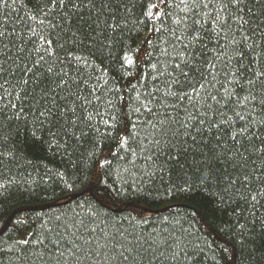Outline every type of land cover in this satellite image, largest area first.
<instances>
[{"label": "trees", "instance_id": "trees-1", "mask_svg": "<svg viewBox=\"0 0 264 264\" xmlns=\"http://www.w3.org/2000/svg\"><path fill=\"white\" fill-rule=\"evenodd\" d=\"M5 2L9 6L0 4V31L12 34L5 42L11 39L21 45L44 20V35L53 41L57 55L63 58L71 52L80 56L81 71L93 76L91 83L96 85L95 77H99V87L105 93L111 90L107 95L111 104L97 109L100 114L93 115L91 127L68 125L65 134L59 113L41 125L35 119L38 110L25 99L24 115L17 119V109L10 104L19 107V88L16 92L8 88L11 95L0 92L4 95L0 101V264H56L45 237H51L49 230L58 225L60 231H67V241L92 242L91 248L85 245L86 252L108 245L99 256L84 259L82 255L80 264H264V197L258 195L264 180L257 179L261 159L253 155L245 167L239 166L245 164L243 160L222 159L215 165L216 179L202 184L197 171L198 167L203 171L199 152L189 150L177 156L165 150L155 164H146L139 154V141L132 143L137 128L143 135L140 121L150 119L143 109L135 111L140 107L136 97L153 87L156 72L152 65L172 42L179 14L174 7L177 0H74L79 7H53L52 0ZM241 15L256 29L253 40L257 47L246 50L243 61L249 65L242 82L246 83L250 73L264 71V56L257 61L264 47V0H246ZM49 21L61 27L47 29ZM15 53L12 49L13 56ZM125 55L135 63H124ZM262 89L264 82H258L254 90L258 97ZM251 131L259 136L264 128ZM216 135L215 129L205 134V151L216 143ZM124 136L128 141L118 143ZM186 139L191 144V137ZM132 150L138 154L133 155ZM238 175L250 176L249 186L238 180L225 192L228 181ZM189 187V191L181 190ZM86 188L89 191L70 198ZM249 192L257 195L256 201H251ZM81 221L90 233L80 227ZM63 225L69 227L65 230ZM172 236L183 239L187 260L183 256L171 259L172 253L160 245L162 238ZM38 239L44 244L37 245ZM21 240L29 244L22 245ZM118 244L132 249L124 253L127 261L119 256L123 249H113ZM60 264L76 262L66 253Z\"/></svg>", "mask_w": 264, "mask_h": 264}, {"label": "snow or ice", "instance_id": "snow-or-ice-1", "mask_svg": "<svg viewBox=\"0 0 264 264\" xmlns=\"http://www.w3.org/2000/svg\"><path fill=\"white\" fill-rule=\"evenodd\" d=\"M0 4L9 6L5 0H0ZM52 4L53 7L57 4L61 7L66 4L79 7L74 0H52ZM242 6L246 7V0H177L174 4V7L179 8V14L171 32L172 42L157 57V63L152 65L156 72L153 87L141 91L136 97L140 107L135 111L143 109L147 117H150L140 121L143 135L137 128L136 135L132 138V143L139 141V154L146 164H155L159 153L165 150L175 152L177 156L189 150L199 152L202 157L199 164L203 171L200 167L197 171L201 173L203 184L216 179L215 165L222 159L234 162L243 160L245 164L239 166L245 167L248 158L256 155L262 160L261 176L257 179L264 180V131L259 136L251 131L254 127L264 128V89L259 97L254 91L258 82H264V71L250 73L246 83H242L245 81L244 74L249 70V65L243 63L245 51H254L257 47L253 40L256 29L250 27L252 21L241 15ZM147 15L152 16L151 10ZM44 25L45 21L41 20L38 30H33L29 39L21 45L11 39L5 42V37L12 34L0 31V92L11 95L8 88L12 92L19 88V92H16L19 107L16 103L10 104V107L17 109V119L24 115L23 104L27 99L38 110L39 115L35 119L41 125L50 122L59 113L60 119L64 120L62 128L65 134H68V125L72 128L81 125L91 127L93 115L100 114L97 109L111 104L107 99L111 90L105 93L99 87V77H95L96 85L91 83L93 76H85L81 71L80 56L71 52L63 58L57 55L52 47L53 41L44 35ZM246 25L249 27L246 28ZM60 27V24L51 21L47 23V29ZM250 40L253 41L251 44ZM261 40L264 41V33H261ZM146 42L151 43L150 40ZM28 44L32 45L31 49L27 48ZM57 47L63 48L64 45L58 44ZM12 49L16 50L14 56ZM32 53L36 55L33 56ZM260 56H264V47L257 61ZM123 62L128 65L135 63L127 55L123 57ZM5 75L9 78L3 79ZM237 89L247 95H240ZM3 99L4 95H0V101ZM253 101H258V104H253ZM213 129L217 133L216 143L205 151L202 142L205 134ZM187 137H191V144ZM197 137L200 138L199 141ZM127 141L128 137L124 136L118 143ZM245 153L248 154L247 157ZM132 154L138 153L132 150ZM168 158L175 159V156L169 155ZM236 166L237 163H234L233 167ZM238 180L245 187L250 184V176L238 175L228 181V187L224 191L228 192L235 187ZM181 190L189 191L190 187ZM237 195L245 198L239 190ZM249 195L251 201L257 200V195L250 192ZM258 195L264 197V188L260 189ZM60 227L58 225L50 229L52 236L45 237L51 245L49 255L55 258L56 264H60L66 253L76 264H80L82 255L84 259L91 255L99 256L108 247L104 245L99 250L86 252L85 245L91 248L92 242L85 241L81 245L67 241L68 233L60 231ZM68 227L63 225L65 230ZM80 227L85 228L83 221ZM85 231L90 233L92 230L85 228ZM80 239H84L83 235ZM19 243L27 245L29 241L21 240ZM35 243L43 245L44 241L38 239ZM159 243L172 253L171 259L178 260L180 256L188 259L186 244L182 238L164 237ZM112 247L114 250L117 247L123 249L119 256L123 261L128 260L124 253H131L132 249L124 248L123 244ZM149 250H152L151 244Z\"/></svg>", "mask_w": 264, "mask_h": 264}, {"label": "water", "instance_id": "water-1", "mask_svg": "<svg viewBox=\"0 0 264 264\" xmlns=\"http://www.w3.org/2000/svg\"><path fill=\"white\" fill-rule=\"evenodd\" d=\"M86 191H89V188H86V189H84V190H82V191H80V192H77V193L72 194V195L70 196V198H75V197H77V196L83 194V193L86 192ZM23 210H24V209H23ZM160 210H161V209H159V210H147V212L154 213V212H158V211H160ZM11 217H12V215H10V216L7 218V220H6V222H5V224H4V226H3V228H2L1 231H4V230H5V228L7 227L8 223H9V220L11 219Z\"/></svg>", "mask_w": 264, "mask_h": 264}]
</instances>
